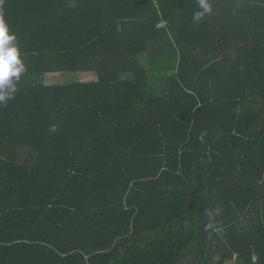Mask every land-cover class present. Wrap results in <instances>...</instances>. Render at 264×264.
Wrapping results in <instances>:
<instances>
[{
    "label": "trees",
    "instance_id": "16d2710c",
    "mask_svg": "<svg viewBox=\"0 0 264 264\" xmlns=\"http://www.w3.org/2000/svg\"><path fill=\"white\" fill-rule=\"evenodd\" d=\"M209 3L0 2V264H264V0Z\"/></svg>",
    "mask_w": 264,
    "mask_h": 264
},
{
    "label": "clouds",
    "instance_id": "9594fccd",
    "mask_svg": "<svg viewBox=\"0 0 264 264\" xmlns=\"http://www.w3.org/2000/svg\"><path fill=\"white\" fill-rule=\"evenodd\" d=\"M2 2V0H0ZM199 9L193 14L194 20H200L205 14L211 13L209 0H197ZM26 71L21 59L15 33H10L3 13L0 12V106H6L17 91L16 83Z\"/></svg>",
    "mask_w": 264,
    "mask_h": 264
},
{
    "label": "rangeland",
    "instance_id": "374dc122",
    "mask_svg": "<svg viewBox=\"0 0 264 264\" xmlns=\"http://www.w3.org/2000/svg\"><path fill=\"white\" fill-rule=\"evenodd\" d=\"M75 76L73 75H64L60 80L61 83H66L68 81H71V80H80V81H92L95 79V77L93 75H90V74H74Z\"/></svg>",
    "mask_w": 264,
    "mask_h": 264
},
{
    "label": "built area",
    "instance_id": "2783aa9c",
    "mask_svg": "<svg viewBox=\"0 0 264 264\" xmlns=\"http://www.w3.org/2000/svg\"><path fill=\"white\" fill-rule=\"evenodd\" d=\"M256 261V260H255Z\"/></svg>",
    "mask_w": 264,
    "mask_h": 264
}]
</instances>
